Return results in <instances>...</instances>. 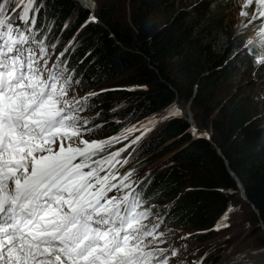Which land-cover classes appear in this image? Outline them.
<instances>
[{
    "label": "snow or ice",
    "instance_id": "1",
    "mask_svg": "<svg viewBox=\"0 0 264 264\" xmlns=\"http://www.w3.org/2000/svg\"><path fill=\"white\" fill-rule=\"evenodd\" d=\"M243 5L239 15L247 25L236 27L233 44L246 39L232 56L253 55L254 68L264 71V0ZM81 7L88 15L77 36L100 23L97 0ZM199 7L208 8L211 19L221 5L208 0L189 10ZM47 8L48 0H0V264H205L211 253L190 262L183 243L190 234L177 236L167 226L172 212L161 214L151 203L162 193L149 194L148 174L133 179L143 163L146 134L159 121L181 117L180 108L173 101L163 114L138 121L139 128L85 139L102 125L91 124L83 113L110 90L78 95L83 73L77 76L69 57L81 42L73 36L57 53L59 37L49 43L53 22ZM69 24L66 20L60 31ZM90 55L91 50L85 53ZM113 145L120 147L112 150ZM231 211L229 203L213 230L231 226ZM250 251L236 253L227 264H256L247 258Z\"/></svg>",
    "mask_w": 264,
    "mask_h": 264
},
{
    "label": "trees",
    "instance_id": "2",
    "mask_svg": "<svg viewBox=\"0 0 264 264\" xmlns=\"http://www.w3.org/2000/svg\"><path fill=\"white\" fill-rule=\"evenodd\" d=\"M189 2H192L191 7ZM202 2L206 4L208 0H109L107 5L100 7L97 0L95 15L104 25L91 24L79 33L77 40L81 43L69 57L70 66L76 68L77 76L83 73L84 82L80 85L83 89L109 85L118 76H123L127 82L152 88L139 92L113 90L124 89L122 87L107 88L110 91L91 101L99 108L114 109L116 101L125 100V108L116 110L122 112L125 109V116L145 115L163 109L180 97L205 111L204 118L218 137L216 145L222 155L205 137L194 138L188 131L189 124L181 118L171 120L155 138L144 141V155L170 140L177 148L187 142L173 156V166L161 167L156 177L152 172L148 176L153 181L149 194L162 193L151 203L161 214L172 212L167 226L210 231L226 206L240 193L232 171L242 183L247 204H253L258 210L259 215L253 214L262 227L264 127L259 125V119L252 118L253 110H245L243 99L239 97L232 98L228 107L222 106L216 116L213 108L222 87L236 86L241 72L238 60H253L254 57L245 54L231 58L235 47L246 37L237 38L233 44L223 28L229 5H221L209 19L206 7L189 10ZM211 2L220 5L221 1ZM126 6L131 9L129 17L122 9ZM87 15L88 12L75 0H48L47 19L53 22L49 42H55L57 37L62 40L56 50L62 47L61 43L76 36V30ZM44 16L45 12L41 10L40 17ZM72 17L76 18L74 26L61 32L66 20L72 23ZM89 50L91 55L85 57ZM81 60L83 62L79 63ZM109 95L116 101L107 103L105 100ZM91 109L88 111L94 117H97L96 113L101 115L100 110ZM109 110L104 113L108 114ZM105 114L102 113V118L95 123L102 125L98 129L100 134L108 136L124 124L115 125L109 121L112 114ZM184 138L187 140L182 142ZM183 185L188 188L183 189ZM171 200L174 205L164 207ZM210 235L212 232L198 237L205 240ZM221 249L220 244L212 245L206 263L216 262V253Z\"/></svg>",
    "mask_w": 264,
    "mask_h": 264
},
{
    "label": "rangeland",
    "instance_id": "3",
    "mask_svg": "<svg viewBox=\"0 0 264 264\" xmlns=\"http://www.w3.org/2000/svg\"><path fill=\"white\" fill-rule=\"evenodd\" d=\"M99 2H100L99 3L100 7H103L104 5L108 4L109 0H99ZM219 2L220 5H225V4L229 5L228 10L225 11L226 19L223 28H226V33L228 36H230V41H231L233 40V36L236 32V27L241 23L247 25V20H245L239 15V13L244 9L243 0H219ZM188 5L189 7H191L192 2H189ZM97 8H98V4L96 9ZM122 9L124 10L126 16L128 17L131 16L130 7L126 6V8L123 7ZM75 19H76L75 17H72V23L69 24V27L67 29L74 26L73 23ZM101 25H104V23L101 22ZM241 46L242 43L239 44L237 48ZM60 50L61 49H58L57 51L59 52ZM231 58H233V56ZM252 61L253 60H245V59L238 60V63L240 64L239 67L241 68L240 69L241 72L237 76L236 86L233 87L225 86L221 88V91L219 92V94H217L218 97L214 101V106H213L215 110L214 116H216L218 110H221L222 106L228 107L227 104L230 102L232 98L239 97V99H243L242 101L245 104L244 105L245 110H248L249 112L250 110H253V113H251L252 118L256 120L259 119L258 122L259 125L261 127H264V121H262V119L264 118V71L255 69ZM132 85H137V84L127 82L123 76L120 77L118 76L112 79L111 82H109V85L102 84L97 86L96 88H90V89H83L80 86H78L77 93L79 96H83L89 92H95L96 89L98 90L104 89V87H106V89L107 88L110 89L112 87L127 88ZM149 88L152 89L151 87ZM149 88L147 87L146 89H137L132 92L148 90ZM239 91L241 92L238 93ZM105 101L107 103L115 102L116 99L109 95ZM174 101L176 102L177 106L180 107V110L182 112V115L179 118H181L182 121L187 122L189 124V127L194 125L193 126L194 129H197V131L207 133V136H205V138L208 140V142L213 143L214 146L216 147L218 154L222 155L221 150L216 145L218 137L209 127L208 121L204 118L206 117L205 111H203V109L197 105L195 106L191 105L190 100L187 102L181 100L180 97H177ZM114 104H115L114 113L112 111L113 109L109 110L107 108L104 107L99 108L97 106L94 107L92 111L96 110L97 112L98 110H100L102 115V113L105 114L104 110H109L110 112L108 111L109 112L108 114H112L111 116H109L110 122H113L115 125H117L116 121H120L123 122L124 124L122 127H129L131 125H136L137 128L140 127V125L137 123L138 121L144 122L146 121L147 117H150L153 114H157V115L163 114L166 111L167 106L170 105V104L167 105L166 107H164L159 111L147 113L145 115L127 114L128 116H125V109H123L122 112H120L121 110H116L117 108L118 109L125 108L126 106L125 100H121L120 102L116 101ZM86 113L87 112L83 114ZM108 114L105 115L108 116ZM101 115L99 117H93L91 124H96L97 121L100 118H102ZM173 119L175 118L157 122L155 127H153L152 130L146 134V139H145L146 142H148L147 138H155L157 134H159V132L162 129L167 127V125L170 124L171 120ZM120 129L114 130L108 136L117 134L120 131ZM138 134H139L138 132L132 133L133 136ZM108 136L102 135L95 131L90 136L86 135L84 138L103 139ZM213 139L215 141H212ZM186 140L187 138H184L182 142H185ZM172 142H173L172 140L168 141L167 143L153 150V152L148 155H144L141 153L139 158L141 161H143V163H141L137 167L136 172L133 175V179L135 180L137 178H143L146 173L149 175L151 172L156 177L159 174L161 167H165L169 164L173 166L175 163V161L173 160V156L178 152L179 149L184 148L187 145V142L184 143L183 145L181 142L180 145H182V147L179 148L175 147L176 144H173ZM118 147H120V145H113L112 150H115ZM187 188L188 186L183 185V189H187ZM238 194H239L238 196H235L233 198L231 203L233 206V211H231L229 214L230 215L229 222L231 226L227 229H221L220 231H215L212 228L210 231L207 232V233L212 232V235L207 237L205 240H202V238L198 237L199 235H201V234L199 235L197 234L200 231L197 232L195 230H184L183 228L180 229L177 227H170L168 225L169 228L175 230L177 236H184L186 233L190 234L183 241V243L187 246V251L189 253L188 260L190 262H194L198 260L200 257H202L205 254V252H210V247H212V245L215 244H220L222 247V249L216 253V258L218 259V262L216 264H227V262L231 260L233 255L245 249L251 250L247 256L248 259L255 261L256 264H261V262H264L263 229L261 227V224L258 223L255 219V215L257 214L253 210L252 206L251 205L249 206L247 202L242 199L241 191ZM166 204L170 206L174 205L173 200H171L169 203L167 202ZM259 227H260V231H258ZM230 248L232 249L231 252L229 251Z\"/></svg>",
    "mask_w": 264,
    "mask_h": 264
},
{
    "label": "bare ground",
    "instance_id": "4",
    "mask_svg": "<svg viewBox=\"0 0 264 264\" xmlns=\"http://www.w3.org/2000/svg\"><path fill=\"white\" fill-rule=\"evenodd\" d=\"M75 1H77L80 5H83L84 3H86V0H75ZM100 25H101V22L99 23ZM76 36H77V34H76ZM73 37V36H72ZM72 37L70 38V39H72ZM59 41H62V40H59ZM49 43H51V42H49ZM68 42H66V43H61L62 44V47L60 48L61 50H63V48H64V46L67 44ZM58 50V49H57ZM56 50V52L58 53V51ZM60 50V51H61ZM59 51V52H60ZM95 92H98V90L97 91H95ZM180 108V107H179ZM91 110H93V109H91ZM83 115H86V116H88V117H91V118H93L94 116L93 115H91V113L89 112V111H87V113L86 114H83ZM91 121H92V119H91ZM91 123V122H90ZM194 126V125H193ZM191 129V128H190ZM190 129H189V132L194 136V138L196 137V136H199L200 135V133H203V132H200V131H197V129H195V132H193V131H190ZM96 132L97 133H100L99 132V130H96ZM157 153V152H156ZM156 160H158V159H156ZM169 203V202H168ZM168 205V204H167ZM192 232V231H191ZM218 262V260L216 261V262H214V264H216ZM205 264H213V262H207L206 263V261H205Z\"/></svg>",
    "mask_w": 264,
    "mask_h": 264
},
{
    "label": "water",
    "instance_id": "5",
    "mask_svg": "<svg viewBox=\"0 0 264 264\" xmlns=\"http://www.w3.org/2000/svg\"><path fill=\"white\" fill-rule=\"evenodd\" d=\"M190 128H194V127L191 126ZM190 128H189V129H190ZM199 136H201V135H199ZM201 137H202V136H201ZM203 137H205V136H203ZM226 164H227V162H226ZM230 172H231L232 176L234 177V179L236 180L237 184L239 185V188H240V191H241V197H242V199H243L244 201L248 202L247 197H246L245 192H244V188H243V186H242V183L239 181V179L236 177V175H235L232 171H230ZM251 206H252L253 210L255 211V213H256L257 215H259L258 210L255 208V206H254L253 204H251ZM262 229H263V232H264V225H263V224H262Z\"/></svg>",
    "mask_w": 264,
    "mask_h": 264
},
{
    "label": "clouds",
    "instance_id": "6",
    "mask_svg": "<svg viewBox=\"0 0 264 264\" xmlns=\"http://www.w3.org/2000/svg\"><path fill=\"white\" fill-rule=\"evenodd\" d=\"M188 131H189V129H188Z\"/></svg>",
    "mask_w": 264,
    "mask_h": 264
}]
</instances>
